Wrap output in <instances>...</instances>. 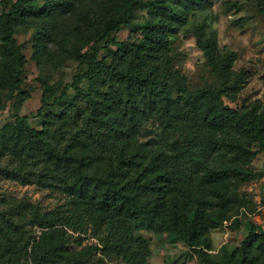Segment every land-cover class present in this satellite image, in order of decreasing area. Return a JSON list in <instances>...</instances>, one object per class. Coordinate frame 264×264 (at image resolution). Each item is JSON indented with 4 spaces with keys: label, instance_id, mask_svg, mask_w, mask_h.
Masks as SVG:
<instances>
[{
    "label": "trees",
    "instance_id": "16d2710c",
    "mask_svg": "<svg viewBox=\"0 0 264 264\" xmlns=\"http://www.w3.org/2000/svg\"><path fill=\"white\" fill-rule=\"evenodd\" d=\"M139 1L121 2L112 21L90 19L88 29H74L66 53L81 67L71 84L75 93L57 96L51 87L44 89L41 128L20 114L0 128V155L15 162L5 169L9 176L61 189L76 207L101 214L102 249L124 264H149L150 243L142 229L177 236L197 252L211 250L210 232L230 217L233 205L223 194L254 177L248 167L253 146H264V109L226 102L236 100L247 82L233 70V51L219 47L215 37L202 40L200 27L198 42L218 84L192 89L174 67L173 38L205 0H149L145 22L118 40L112 33ZM256 1L264 10V0ZM73 7L69 0H16L0 10V94L20 101L28 94L21 88L27 57L18 26L35 23L41 63L53 38L50 21ZM148 123L157 125L159 137L142 141ZM14 226L1 219L4 254L11 251L7 234ZM68 243L59 229L43 232L31 248L33 264H64ZM218 254L209 262L264 264V230L248 223L241 244L223 246Z\"/></svg>",
    "mask_w": 264,
    "mask_h": 264
},
{
    "label": "rangeland",
    "instance_id": "374dc122",
    "mask_svg": "<svg viewBox=\"0 0 264 264\" xmlns=\"http://www.w3.org/2000/svg\"><path fill=\"white\" fill-rule=\"evenodd\" d=\"M14 1L0 0V10L6 9ZM69 1L75 2V8L50 21L53 38L44 49L41 63L37 62L35 56V23L18 26L17 39L27 57L21 88L28 94L20 101L16 95L9 99L6 92H1L0 128L14 122L17 114L27 116L32 125L41 128L39 109L43 103L44 89L48 86L57 96L63 91L75 93L71 84L81 72V67L66 53V47L75 41L72 35L74 29H88L90 19L100 23L112 21L124 0ZM148 2H136L127 23L114 31L112 36L118 40L129 38L145 22ZM200 27L205 32L202 40L215 37L219 47H226L236 54L233 70L243 73L247 79L236 100L226 99V102L238 108L259 104L264 109V10L257 1L205 0L203 5L196 6L190 13L188 24L180 28L173 38L170 56L174 60V67L186 75L192 89L218 84V77L198 42L196 33ZM81 86L87 88L85 83H81ZM158 137L157 125L148 123L140 139L150 141ZM253 150L256 155L248 167L254 177L231 186L229 193L223 194L225 198H231L233 205L229 211L230 217L210 232L212 249L197 252L177 236L165 231L142 229L141 234L150 243L149 264H213L209 260L217 258L223 246L233 249L241 244L247 235L248 223H254L264 230V146L257 143ZM14 163L10 156L0 155V223L1 219H11L16 225L7 234L11 251L4 254V249H0V264H33L31 248L40 240L43 232L51 229L61 230L69 239L64 264H124L102 249L101 239L106 231L98 225L101 214H93L87 207L77 208L73 198L61 189L11 178L5 169L12 168ZM222 167H228V164H222ZM213 198L219 201L217 192L213 193Z\"/></svg>",
    "mask_w": 264,
    "mask_h": 264
}]
</instances>
